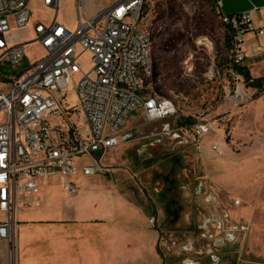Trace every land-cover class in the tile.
<instances>
[{
  "label": "built area",
  "instance_id": "1",
  "mask_svg": "<svg viewBox=\"0 0 264 264\" xmlns=\"http://www.w3.org/2000/svg\"><path fill=\"white\" fill-rule=\"evenodd\" d=\"M30 1L0 0V243H11L19 215L40 205L44 179L59 177L64 192L74 196L80 190L79 175L107 172L103 161L109 151L135 139V128L128 127L134 113L143 112L149 122L177 113L174 99L145 93V82L155 73L153 41L139 26L144 0H118L90 19L87 0H78L76 30L55 17L34 27L33 41L12 42L7 35L13 29L30 26ZM60 1L43 0V5L58 12ZM220 20L234 32L226 52L231 79L227 99L240 108L253 97L235 67L248 58L245 36L260 37L264 28L250 12L220 15ZM33 44L43 55L30 61ZM86 52L91 55L88 71L80 65ZM263 57L260 47L249 55L253 60ZM26 61L14 73L5 71ZM217 74L213 66L207 73L210 80ZM73 79L76 103L63 96ZM208 131L203 125L197 133L203 137Z\"/></svg>",
  "mask_w": 264,
  "mask_h": 264
},
{
  "label": "rangeland",
  "instance_id": "2",
  "mask_svg": "<svg viewBox=\"0 0 264 264\" xmlns=\"http://www.w3.org/2000/svg\"><path fill=\"white\" fill-rule=\"evenodd\" d=\"M116 1L87 0L86 18H93ZM77 3L78 0H61L60 9L56 12L45 7L43 0H31L29 28L13 29L7 37L12 42H31L35 39L34 27L39 23L49 24L55 17L68 28L76 30L79 25ZM144 9L139 26L153 41L155 73L151 81L145 82V93L174 99L177 113L157 122H149L143 112L134 113L128 127L135 128V139L109 151L103 161L107 172L89 177L79 175L76 180H79L77 184L82 194L74 198L65 195L59 177L44 179L45 187L41 194L45 198L35 208L55 210L46 215L52 218L62 216L65 209L73 210L80 206L91 213L101 214L105 207L112 206L107 201L112 200L113 203L116 187L142 207L151 209L149 203L153 202L160 206L155 193L162 189V182L155 181L152 174L154 170L167 173L170 165L163 167L160 164L162 160L175 163L179 159L176 194L181 204L186 209L193 205L190 182L198 177L203 178L241 225L247 227L245 238L251 257L264 262V213L259 211L255 222L249 224L250 210L259 200L256 187L260 175L255 169L251 172L246 170L244 144L236 141L244 137L245 127L249 123L244 114L247 107L264 95L256 99V90L246 86L253 97L248 104L235 108L227 99L231 79L229 67L224 66L226 28L221 23L217 7L203 0H144ZM42 55L39 45L29 47L30 61ZM27 64L28 61L5 71L14 73ZM244 64L249 62L245 61ZM80 65L86 71L91 68V55L88 52L81 58ZM212 66L218 71L214 80L207 75ZM75 83L76 79H73L63 94L67 95L70 103H76ZM186 120L190 123H186ZM188 125H191L190 128ZM203 125L209 131L200 137L197 131ZM146 143L150 146L144 147ZM138 162L143 164L139 166ZM152 162L156 165L150 169ZM237 200L241 201L240 205H235ZM81 201L84 203L80 204ZM246 203L250 204L251 209ZM114 217L105 220L112 223ZM123 217L115 218L125 228L132 220ZM21 224L18 219L11 243H0V264L26 263L20 259L19 253ZM138 226L140 232L156 235L160 254L159 231L146 222L138 223ZM128 238L129 235H126L125 240Z\"/></svg>",
  "mask_w": 264,
  "mask_h": 264
},
{
  "label": "crops",
  "instance_id": "3",
  "mask_svg": "<svg viewBox=\"0 0 264 264\" xmlns=\"http://www.w3.org/2000/svg\"><path fill=\"white\" fill-rule=\"evenodd\" d=\"M213 1L219 5L220 15L250 12L256 25L264 28V0ZM258 47L264 53V35L256 37L247 34L243 50L248 56L245 61L249 64L245 65L254 78L264 77V57L262 60L249 58L253 49ZM244 114L249 123L244 137L236 141L244 144L246 170L251 172L255 169L260 175L256 187L259 200L250 210L249 224L252 225L256 214L259 211L264 213V97L249 104ZM44 182L41 190L45 187ZM120 190L116 187L113 203L112 200L107 201L112 206L105 207L101 214L91 213L84 206L62 210V216L54 218L46 216L54 213L53 209L42 211L31 208L21 213L18 217L22 223L19 225L20 259L26 261L25 264H161L156 235L140 232L138 226V223L144 222L152 224L151 209L149 211L147 207L140 206ZM80 193L81 187L76 195H65L74 198ZM44 198L42 193L40 200ZM247 207L251 209L250 204ZM114 216H127L132 221L124 228ZM108 217H114V221L105 220ZM126 235L130 239L125 240Z\"/></svg>",
  "mask_w": 264,
  "mask_h": 264
},
{
  "label": "flooded vegetation",
  "instance_id": "4",
  "mask_svg": "<svg viewBox=\"0 0 264 264\" xmlns=\"http://www.w3.org/2000/svg\"><path fill=\"white\" fill-rule=\"evenodd\" d=\"M160 164L170 165L167 173L154 170L152 174L155 181L162 182V189L155 193L160 206L149 205L153 226L159 231L161 264H264L251 257L246 231L203 178L190 182L193 205L186 209L176 194L180 160L172 163L166 159ZM155 165L149 164L150 169Z\"/></svg>",
  "mask_w": 264,
  "mask_h": 264
},
{
  "label": "trees",
  "instance_id": "5",
  "mask_svg": "<svg viewBox=\"0 0 264 264\" xmlns=\"http://www.w3.org/2000/svg\"><path fill=\"white\" fill-rule=\"evenodd\" d=\"M203 1H205L206 3H208L210 5H213L214 7H218V5L213 0H203ZM144 12H145V9L142 12L141 16H144ZM233 38H234V32L230 28H226V34H225V50H226V52L232 46ZM224 66L230 67L229 66V60H228L227 56L225 57V65ZM235 68H236V71L244 77L245 85L247 87H250V88L256 90V93L258 94L256 96V99L258 97H260L259 95H263L262 92L264 91V77L254 78L251 75L249 68L245 64L237 65ZM186 123H190L189 120H186ZM181 125H186V124L181 123ZM190 126L191 125H188L189 128H190Z\"/></svg>",
  "mask_w": 264,
  "mask_h": 264
}]
</instances>
